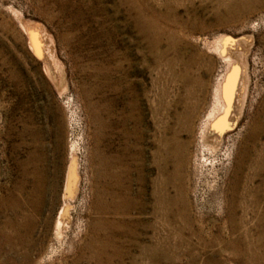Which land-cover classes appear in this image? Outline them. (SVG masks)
Masks as SVG:
<instances>
[{
	"label": "rangeland",
	"instance_id": "obj_1",
	"mask_svg": "<svg viewBox=\"0 0 264 264\" xmlns=\"http://www.w3.org/2000/svg\"><path fill=\"white\" fill-rule=\"evenodd\" d=\"M262 154L264 0H0V264H264Z\"/></svg>",
	"mask_w": 264,
	"mask_h": 264
},
{
	"label": "bare ground",
	"instance_id": "obj_2",
	"mask_svg": "<svg viewBox=\"0 0 264 264\" xmlns=\"http://www.w3.org/2000/svg\"><path fill=\"white\" fill-rule=\"evenodd\" d=\"M156 35V34H155ZM158 38V37H157ZM165 38H167V37H165ZM164 40V39H163ZM167 40H168V38H167ZM144 43V42H143ZM148 43V42H147ZM154 45V44H153ZM147 46V45H146ZM168 46V45H167ZM170 47V46H169ZM168 47V48H169ZM166 50V49H165ZM169 50V49H168ZM142 52V51H141ZM167 52V51H166ZM144 53V52H143ZM160 55V54H159ZM145 58H146V56H145ZM120 65V64H119ZM237 89V86L236 87H234L233 88V90H232V94H235V103H234V101H231V99L229 98H227L226 97V103L225 102H223V99H222V97H221V94H220V91L219 90H217V93H216V97H215V103H217V105H216V109H217V112H214L215 111V109H214V107L212 108L213 109V111L211 112V116H209L210 118L208 119V121H207V123H206V125H204V132H203V135H204V133H205V131L207 130V128L209 127V125H210V123L213 121V120H215V119H217V117L219 116V113L221 112V110H222V108H223V106H224V104H226V105H228V110H226L227 111V116H229V114H232V107H233V105H235V111H237L238 110V108L240 107V98L238 97V94L240 93V94H242V91H243V88L241 87V89L239 90V93L236 95V92L238 91V90H236ZM124 90V89H123ZM237 114H238V112H237ZM217 123H215V126L214 127H212L213 129H211L209 132V135H208V137H207V139H208V141H207V143H210V144H212V146H211V149H212V147H213V149L215 148V149H217L216 147L223 141V133L224 132H226L230 127H232V126H229V125H231V124H228V123H226V125L224 126V128L222 129V127L220 128V123L221 122H223L222 120H221V122H220V120H218V121H216ZM203 125V124H202ZM26 131L27 130H24L23 132V135H24V140L23 139H21V141H22V143H23V145H25V146H27L28 145V139H29V137L26 135ZM202 135V136H203ZM114 138V137H113ZM261 143V142H260ZM218 147H220V145L218 146ZM117 147L114 145V144H112V143H107L106 145H105V147H104V157H103V159H102V165H103V169H104V183L106 184V186H107V188H108V191L109 192H113V191H116L117 189L116 188H118V185H119V183H120V172H121V168L124 166V159H123V157H124V154L122 153V151L120 150H118V148L116 149ZM219 150V149H218ZM262 150V149H261ZM210 152H212V151H210ZM209 152V153H210ZM213 154H214V152H213ZM255 155V154H254ZM259 155V154H258ZM262 155H264V154H262ZM263 157V156H262ZM216 159V158H215ZM258 161V160H257ZM254 167V166H253ZM261 167V166H260ZM257 178V177H256ZM131 184V183H130ZM126 187V186H125ZM256 189V188H255ZM247 190V189H246ZM250 190V189H249ZM157 192V191H156ZM248 192V191H247ZM245 195V194H244ZM22 196V195H21ZM156 197V196H155ZM253 197V196H252ZM22 198V197H21ZM241 198V197H240ZM252 199V198H251ZM255 200V199H254ZM252 201V200H251ZM162 202V201H161ZM119 203V202H118ZM154 204V203H153ZM160 204V203H159ZM162 204V203H161ZM251 205H252V203H251ZM162 207V206H161ZM254 208V207H253ZM257 208H259V207H257ZM162 209V208H161ZM260 209H262V207L260 208ZM164 210H166V209H164ZM168 210V209H167ZM169 211V210H168ZM162 213H163V211H162ZM169 213V212H168ZM6 214V213H5ZM153 214V213H152ZM260 214H262V212L260 213ZM165 216V215H164ZM170 216V215H169ZM102 217V216H101ZM107 217V216H106ZM260 217V216H259ZM157 218V217H156ZM155 218V219H156ZM166 219V218H165ZM164 219V220H165ZM262 219V218H261ZM165 222V221H164ZM170 222V221H169ZM187 222H189V221H187ZM193 223V222H192ZM155 224V223H154ZM163 224V223H162ZM231 224V223H230ZM241 224V223H240ZM255 224V223H254ZM259 224V223H258ZM167 225H168V223H167ZM227 225V224H226ZM234 225V224H233ZM171 226V225H170ZM169 226V227H170ZM229 226V225H228ZM253 226V225H252ZM261 226V225H260ZM159 227H160V224H159ZM263 227V226H262ZM66 228V226H65V212L63 211L62 213H61V215H60V217H59V219H58V221H57V224H56V230L57 231H59V233H60V231L62 232V231H64V229ZM144 228V227H143ZM151 228V227H150ZM163 228V227H162ZM188 228H189V226H188ZM202 228V227H201ZM146 228H144V230H145ZM157 229V228H156ZM213 229V228H212ZM227 229V228H226ZM258 229V228H257ZM163 230H165V228L163 229ZM230 230V229H229ZM154 231V230H153ZM160 231H161V229H160ZM196 231V230H195ZM205 231V230H204ZM248 231V230H247ZM246 231V232H247ZM12 232V231H11ZM65 232H66V230H65ZM176 232V231H175ZM213 232V231H212ZM244 232V231H243ZM63 233V232H62ZM126 233V232H125ZM163 233V232H162ZM202 233V232H201ZM232 233V232H231ZM101 234V233H100ZM160 234V233H159ZM168 234V233H167ZM247 234H248V232H247ZM252 234H254V232L252 233ZM251 234V235H252ZM59 235V234H58ZM64 235V234H63ZM156 234L154 233V236H155ZM246 235V234H245ZM15 236V235H14ZM171 236V235H170ZM241 236V235H240ZM150 237V236H149ZM181 237H183V236H181ZM209 237V236H208ZM221 237V236H220ZM233 237H235V236H233ZM248 237V236H247ZM246 237V238H247ZM153 238V237H152ZM164 238V237H163ZM261 238H263L262 236H261ZM170 239V238H169ZM189 239V238H188ZM196 239V238H195ZM234 239V238H233ZM258 239V238H257ZM161 240V239H160ZM160 240H158V241H160ZM165 240V239H164ZM219 240V239H218ZM249 240V239H248ZM184 241V240H183ZM182 241V243H184ZM192 241V240H191ZM262 241V240H261ZM114 242V241H113ZM171 242V241H170ZM212 242V241H211ZM202 243V242H201ZM239 243V242H238ZM261 243V242H260ZM262 243H263V241H262ZM108 244L110 245V247H113V245H114V247H115V244L116 243H111V242H108ZM148 244V243H147ZM156 244H157V242H156ZM159 244V243H158ZM210 244H212V243H210ZM253 244V243H252ZM264 244V243H263ZM149 245V244H148ZM191 245V244H190ZM246 245V244H245ZM183 246V245H182ZM201 246V245H200ZM212 246V245H211ZM114 247H113V249H114ZM152 247V246H151ZM169 247V246H168ZM222 247H224V246H222ZM252 247H253V245H252ZM143 248V247H142ZM185 248V247H184ZM145 249V248H144ZM178 249V248H177ZM181 249H182V247H181ZM189 249V248H188ZM217 249V248H216ZM183 250V249H182ZM115 251V250H114ZM157 251V250H156ZM212 251V250H211ZM214 251V250H213ZM25 252V251H24ZM199 252V251H198ZM178 253V252H177ZM212 253H214V252H212ZM246 253V252H245ZM255 253V252H254ZM261 253V252H260ZM92 254V253H91ZM198 254V253H197ZM222 254V253H221ZM114 255H116V253H114ZM173 257V256H172ZM252 257V256H251ZM35 259V258H34ZM38 259V258H37ZM181 259V258H180ZM224 259V258H223ZM149 260V259H148ZM187 260V259H186ZM227 260V259H226ZM167 261V260H166ZM189 262V261H188ZM43 263V262H42ZM114 263V262H113ZM251 263V262H250ZM37 264V263H36ZM201 264H202V262H201Z\"/></svg>",
	"mask_w": 264,
	"mask_h": 264
}]
</instances>
